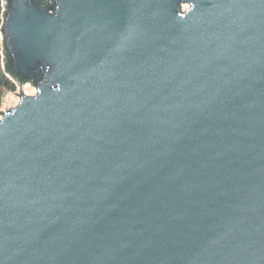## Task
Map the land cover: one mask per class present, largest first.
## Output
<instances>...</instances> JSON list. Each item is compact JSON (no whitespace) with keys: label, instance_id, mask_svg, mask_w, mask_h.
Wrapping results in <instances>:
<instances>
[{"label":"water","instance_id":"obj_1","mask_svg":"<svg viewBox=\"0 0 264 264\" xmlns=\"http://www.w3.org/2000/svg\"><path fill=\"white\" fill-rule=\"evenodd\" d=\"M50 1L0 32L35 88L0 110V264H264V0Z\"/></svg>","mask_w":264,"mask_h":264},{"label":"trees","instance_id":"obj_2","mask_svg":"<svg viewBox=\"0 0 264 264\" xmlns=\"http://www.w3.org/2000/svg\"><path fill=\"white\" fill-rule=\"evenodd\" d=\"M40 2L42 6L51 5L50 0H35ZM7 7V0H0V32L3 27L5 13ZM7 53L5 51V46L2 37L0 36V106L3 102L4 96L7 92H14L17 89V84H25L31 82H22L19 78L12 72L7 70Z\"/></svg>","mask_w":264,"mask_h":264},{"label":"rangeland","instance_id":"obj_3","mask_svg":"<svg viewBox=\"0 0 264 264\" xmlns=\"http://www.w3.org/2000/svg\"><path fill=\"white\" fill-rule=\"evenodd\" d=\"M183 7H186V4L183 5ZM34 86L30 83H25L22 86H17L16 91L14 92H7L4 96L3 102L0 106V110L4 111L5 107L11 108V106H15L17 104V101H19V92L24 94H33L34 93ZM19 91V92H18ZM2 116V113H0V118Z\"/></svg>","mask_w":264,"mask_h":264}]
</instances>
